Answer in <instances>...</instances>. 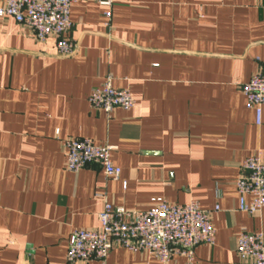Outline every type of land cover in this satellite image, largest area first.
<instances>
[{"label": "crops", "instance_id": "crops-1", "mask_svg": "<svg viewBox=\"0 0 264 264\" xmlns=\"http://www.w3.org/2000/svg\"><path fill=\"white\" fill-rule=\"evenodd\" d=\"M70 18L78 48L61 57L54 40L0 17V264H68L71 233L97 229L107 202L159 201L212 212L215 243L194 264H247L237 239L264 234V209L239 212L236 182L247 158L264 160V108L257 124L241 87L264 75V0H78ZM107 77L132 110L90 107ZM68 138L114 147L120 178L97 165L69 172ZM105 264L162 263L116 248Z\"/></svg>", "mask_w": 264, "mask_h": 264}, {"label": "built area", "instance_id": "built-area-1", "mask_svg": "<svg viewBox=\"0 0 264 264\" xmlns=\"http://www.w3.org/2000/svg\"><path fill=\"white\" fill-rule=\"evenodd\" d=\"M78 0H4L0 17L11 18L31 30L37 41H55L57 54L71 57L77 52V43L69 38L73 28L71 8ZM260 2L261 0H254ZM104 5L111 2L101 1ZM110 18V14H107ZM241 90L247 107L255 111L257 124L262 122L264 108V75L256 74ZM92 109L110 116L117 108L132 110L135 100L129 90L116 89L112 78L94 88L88 99ZM66 168L78 173L87 166L97 165L109 179H119L121 170L113 164L112 146H98L86 138H68L63 141ZM236 182L239 195L238 211L254 215L264 209V160L261 153L247 158ZM126 187V185L124 186ZM251 198L247 203L246 197ZM219 211L216 207L214 212ZM212 212L202 210L199 202L170 204L159 201L148 210L129 211L106 203L98 215L97 229H80L71 233L66 259L68 264L107 262L113 249L146 252L160 263L167 264L174 256L194 264L195 250L201 245H214L215 229ZM241 262L264 264V234L242 232L236 245Z\"/></svg>", "mask_w": 264, "mask_h": 264}]
</instances>
